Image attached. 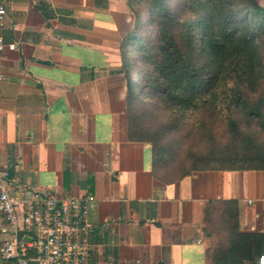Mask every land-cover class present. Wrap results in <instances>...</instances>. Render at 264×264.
<instances>
[{"label": "crops", "instance_id": "0c3cea01", "mask_svg": "<svg viewBox=\"0 0 264 264\" xmlns=\"http://www.w3.org/2000/svg\"><path fill=\"white\" fill-rule=\"evenodd\" d=\"M7 10L3 35L17 48L0 61V166L16 193L89 199L93 264H220L207 253L209 201L237 199L241 229L264 228V171L166 182L152 144L129 139V0H10ZM8 228L0 210V242Z\"/></svg>", "mask_w": 264, "mask_h": 264}, {"label": "trees", "instance_id": "16d2710c", "mask_svg": "<svg viewBox=\"0 0 264 264\" xmlns=\"http://www.w3.org/2000/svg\"><path fill=\"white\" fill-rule=\"evenodd\" d=\"M133 21L121 42L127 80L128 137L150 142L154 174L163 181L194 171H264V3L258 0H129ZM224 112L225 142L212 138L191 152V167L161 174L176 158L169 130L151 128L154 112ZM215 217V229L208 228ZM237 199L209 201L204 228L219 236L207 248L214 263L264 264V228L242 230ZM213 221V220H212ZM211 221V222H212ZM218 241V242H217ZM8 264V263H5Z\"/></svg>", "mask_w": 264, "mask_h": 264}, {"label": "built area", "instance_id": "2783aa9c", "mask_svg": "<svg viewBox=\"0 0 264 264\" xmlns=\"http://www.w3.org/2000/svg\"><path fill=\"white\" fill-rule=\"evenodd\" d=\"M0 0V61L7 42L3 29L7 3ZM4 73L0 68V81ZM0 210L8 223L10 237L0 242V259L8 264H93L90 219L86 197L60 198L50 191L25 188L16 193L10 171L0 166Z\"/></svg>", "mask_w": 264, "mask_h": 264}, {"label": "rangeland", "instance_id": "374dc122", "mask_svg": "<svg viewBox=\"0 0 264 264\" xmlns=\"http://www.w3.org/2000/svg\"><path fill=\"white\" fill-rule=\"evenodd\" d=\"M175 118H179V128L169 130L163 138L165 143L173 142V148L177 154L176 158L171 159L166 168L161 169V174H167L169 177H177L183 170H188L192 163L191 152L207 149L212 142V138L223 142H226L229 138V128L223 119V110L218 113L212 111L186 113L183 118L180 115H170L159 111L153 113L148 123L151 128L156 129L169 122V120L172 122ZM261 139L264 140V134L261 135ZM212 216L211 221H213L208 222L207 225L213 232L215 229V216ZM218 238V235H214L211 237V241L215 243L216 240H219Z\"/></svg>", "mask_w": 264, "mask_h": 264}]
</instances>
